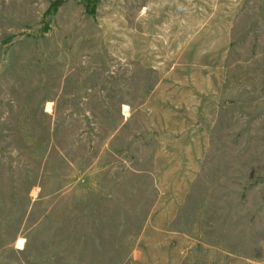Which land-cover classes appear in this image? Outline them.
Instances as JSON below:
<instances>
[{
    "label": "rangeland",
    "instance_id": "obj_1",
    "mask_svg": "<svg viewBox=\"0 0 264 264\" xmlns=\"http://www.w3.org/2000/svg\"><path fill=\"white\" fill-rule=\"evenodd\" d=\"M0 264H264V0H0Z\"/></svg>",
    "mask_w": 264,
    "mask_h": 264
}]
</instances>
